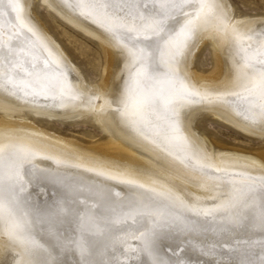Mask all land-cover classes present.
<instances>
[{
	"label": "bare ground",
	"instance_id": "bare-ground-1",
	"mask_svg": "<svg viewBox=\"0 0 264 264\" xmlns=\"http://www.w3.org/2000/svg\"><path fill=\"white\" fill-rule=\"evenodd\" d=\"M0 0V264H264V14L229 0H42L103 53L88 80L33 10ZM213 67L199 70L203 45ZM95 121L76 139L37 117Z\"/></svg>",
	"mask_w": 264,
	"mask_h": 264
},
{
	"label": "rangeland",
	"instance_id": "rangeland-1",
	"mask_svg": "<svg viewBox=\"0 0 264 264\" xmlns=\"http://www.w3.org/2000/svg\"><path fill=\"white\" fill-rule=\"evenodd\" d=\"M241 13L264 14V0H229ZM33 10L42 20L57 42L67 52L73 63L77 65L84 77L96 81L100 78L103 69V53L99 43L91 36L83 33L68 22L60 19L49 11L42 0H36ZM195 66L199 70H210L213 67V51L209 43L199 48L194 58ZM37 117V116H36ZM40 125L53 131L76 139L94 140L103 137L104 130L93 120L64 121L37 117ZM197 126L204 134L213 137L228 147L260 148L264 145L263 137L248 135L230 124H225L204 114Z\"/></svg>",
	"mask_w": 264,
	"mask_h": 264
}]
</instances>
